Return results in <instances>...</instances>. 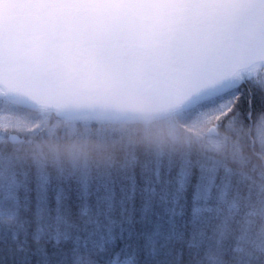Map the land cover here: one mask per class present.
I'll return each instance as SVG.
<instances>
[{
    "label": "snow or ice",
    "instance_id": "obj_1",
    "mask_svg": "<svg viewBox=\"0 0 264 264\" xmlns=\"http://www.w3.org/2000/svg\"><path fill=\"white\" fill-rule=\"evenodd\" d=\"M36 7L0 0V78L149 93L239 129L252 155L236 167L137 150L66 170L0 145V264H264V0H181L103 22Z\"/></svg>",
    "mask_w": 264,
    "mask_h": 264
},
{
    "label": "trees",
    "instance_id": "obj_2",
    "mask_svg": "<svg viewBox=\"0 0 264 264\" xmlns=\"http://www.w3.org/2000/svg\"><path fill=\"white\" fill-rule=\"evenodd\" d=\"M0 109L21 114L37 123V131L19 133L24 138L23 142H0V145L11 146L14 149L12 155L26 164L66 170L103 167L120 163L126 155L139 150L155 155L192 154L226 161L238 167L252 155L239 129L216 128L221 142L215 146L208 138L189 128V119L170 126L169 117L174 114L149 122L104 123L89 120L71 123L50 112L47 113L49 120L43 121L40 111L16 106L7 99L0 102ZM88 122H92L90 126H87ZM210 125L213 126V123Z\"/></svg>",
    "mask_w": 264,
    "mask_h": 264
},
{
    "label": "water",
    "instance_id": "obj_3",
    "mask_svg": "<svg viewBox=\"0 0 264 264\" xmlns=\"http://www.w3.org/2000/svg\"><path fill=\"white\" fill-rule=\"evenodd\" d=\"M36 5L35 13L49 18H87L97 22L129 15L158 16L173 11L162 7L181 0H17ZM0 90L12 104L30 110L53 112L69 122L92 120L105 123L148 122L165 118L176 109L149 93L123 89L110 82L89 77L79 81H65L52 87L34 80L28 83L17 77L0 78ZM11 135V134H9ZM217 135L211 127L206 136ZM12 144L23 141L7 139Z\"/></svg>",
    "mask_w": 264,
    "mask_h": 264
},
{
    "label": "rangeland",
    "instance_id": "obj_4",
    "mask_svg": "<svg viewBox=\"0 0 264 264\" xmlns=\"http://www.w3.org/2000/svg\"><path fill=\"white\" fill-rule=\"evenodd\" d=\"M43 121L49 120V115L41 114ZM183 117L179 115H172L169 117V124L172 126L173 124H177L179 122L185 121ZM211 122L207 120L200 119H190L188 120L189 128L196 134L200 136H205ZM7 130L15 131L18 134L24 133L27 131H37V123L33 119L27 118L21 114L14 113L11 111L0 110V133H7ZM212 144L215 146L219 145L221 140H219L218 136H211L208 138ZM6 139L0 140L4 141Z\"/></svg>",
    "mask_w": 264,
    "mask_h": 264
}]
</instances>
